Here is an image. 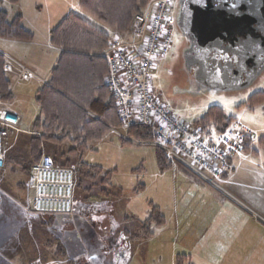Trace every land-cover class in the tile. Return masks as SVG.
<instances>
[{
	"label": "rangeland",
	"instance_id": "374dc122",
	"mask_svg": "<svg viewBox=\"0 0 264 264\" xmlns=\"http://www.w3.org/2000/svg\"><path fill=\"white\" fill-rule=\"evenodd\" d=\"M32 1H25L23 7L14 4L11 6L10 12L14 10H18L19 12H22L21 10L29 11L31 6L35 4ZM179 1L175 0L172 6V14L175 19H177L179 13ZM71 2L75 4V7H71L72 4L69 2L68 9L67 7L64 11L59 9L56 17L62 18L67 14L68 10H72V12L81 15L99 29L113 36V31L82 10L77 0H71ZM48 17L47 15L45 18L48 19ZM59 20L54 19L56 23ZM56 23L52 26L55 27ZM36 27L37 44L35 47L37 49L48 48L49 31L43 26L37 25ZM52 47L58 49L55 46ZM186 47L187 39L175 21L169 52L165 57L157 59L156 68L152 74V89L158 101L165 105L177 119L190 126H193L194 122L203 116L210 106L218 105L226 111L227 115L233 116L238 124L251 130L257 139L259 136L264 135V103L255 106L253 109L248 108L244 104L253 93L264 90V63L258 68L253 77L245 79L236 87L226 89L209 88L203 82H200L186 67L184 56ZM10 76L11 74L9 73ZM14 82L13 78V84ZM20 89L22 87L18 86L16 91ZM22 100L19 98L13 100L12 98L4 100L3 104L4 106H8L12 103L20 106ZM118 130L125 136L123 139H129L130 142L123 143L122 137L111 130L101 140L92 142L90 148L82 156L84 163L90 166L101 167L102 175L111 172L109 177L112 195L108 199L110 204L102 203L101 201L87 203L82 200L83 197L82 199L81 197H76V200L84 203V208L89 209L86 210L87 214L105 209V213H109L105 218L112 220V224L115 225L114 227L121 224L122 231L115 230L113 233H106L102 240L89 238V242L95 241L99 243L98 246L100 243L103 245L100 251L103 252L102 256L106 253L104 264H118V262L121 264L123 262V257L119 260L115 259V252L118 254L122 253L124 257L128 254L131 261L127 264H173L172 249L175 244L172 242L174 241L173 238L178 236L179 230L185 232L190 226L181 225L177 229L176 222L179 219L173 215L174 208L180 205L179 199L183 198L182 204H184L185 210H188L185 216L188 217L189 212L196 211L199 203L198 201H193L190 204L183 203L187 199H191V197L188 191L185 193L184 189L180 188V186L174 185L173 172L161 173L159 171L156 147L135 143L136 140L128 136L124 127H120ZM257 139L254 141V144L258 148ZM243 152L245 151L243 150L241 153ZM244 157L251 160H246L247 158L244 159ZM77 161L78 159L74 158L72 162L76 164ZM263 162L264 154L262 151L259 152V156L244 154L240 160V165L239 163L236 165L234 175L233 172H230L228 176L230 178L233 177L232 179H235L234 181H237L246 191L247 198L251 203L240 197V200L248 204L247 206L252 210V215L249 212H246V215L248 217L253 216L262 225H264V174L262 175V172H259V170L257 172H254V170L257 168L256 164L262 165ZM11 164L13 163H6L2 176L3 179H5V182L19 183L21 197L29 195V198H31L33 190L29 186L28 174H26V171L19 169L13 170V165L15 164ZM180 166L183 167L182 165ZM204 183L210 185L206 181ZM139 184L143 186L141 190L135 192L134 189ZM221 184L224 188L223 192H234L224 180H222ZM83 195L86 196V193ZM197 199L202 202L201 198L197 197ZM26 200L27 198L24 199L27 203ZM149 202H154L160 208L161 213L166 217L165 226L156 228L151 238L134 237L133 235L140 230V221L148 215L147 212L150 209ZM30 211L32 215H43L42 219L31 220V224L34 226L42 227V237L38 236V233L35 232L37 238H43L42 257L36 256L37 254L28 253L22 257L8 259L0 253V264H83L81 260H77L75 257L76 263L68 259L70 256L69 246H73L77 251L82 250L80 241L83 243L84 241L81 240L82 238L80 239L78 234H76L77 236H68L67 234L56 235L50 232L55 229L54 226H57L55 221H59L63 227H71L66 222L72 219L71 216L75 212H80L77 203H75L74 212L71 216L68 215L66 217L65 215V217H60V219L55 217L56 215L32 213V208ZM89 219L93 220L91 217ZM62 220L64 224H62ZM228 220L233 221L232 226L235 225L233 217H229ZM48 227H50V231ZM82 228L81 226L78 230L81 231ZM213 228L219 231L220 234L223 230H226L225 235L227 236L230 225H222L221 223ZM126 230H128L127 235L124 234ZM127 237H131V243ZM182 239H184V236H182ZM179 242L181 241L178 238L177 245ZM88 246V248H92L91 245L88 244ZM108 254L111 255L108 257ZM46 260L48 261L46 262Z\"/></svg>",
	"mask_w": 264,
	"mask_h": 264
},
{
	"label": "crops",
	"instance_id": "0c3cea01",
	"mask_svg": "<svg viewBox=\"0 0 264 264\" xmlns=\"http://www.w3.org/2000/svg\"><path fill=\"white\" fill-rule=\"evenodd\" d=\"M25 1L27 0H20L15 5L23 7ZM33 1L35 3L34 6H31L29 11L21 10L22 12L18 10L10 12L11 6L14 4L7 3L8 1L6 0L0 1V7L7 13L9 20L20 15L25 29L29 30L34 35V38L30 41L0 37V51L6 55H10L18 62L27 66L37 75V77H31L28 80H17L16 75L13 73H11L10 77L8 75L12 83L10 99H23L22 104L16 106L10 103L8 106H4L3 101L0 102V108L6 109L20 117V121L16 128L11 129L6 135L4 145L7 149L5 153L6 163L8 161L12 162L15 164H11L13 165V170L19 169L21 171H25L23 166L28 164V159L30 158V136L38 133L33 129L34 123L37 119H42L40 106L36 102V94L45 87V85H50L49 80L52 76L53 69L62 53L61 49L58 47V49L52 47L54 46L50 40V32L54 28L52 25L56 23L54 19H60L55 24L57 26L69 12H72V10H68L67 14L62 18H59V16L56 17L59 9H61V11H64L66 7L68 9L69 2L72 4L71 0ZM36 2H38V4H36ZM71 7L74 8L75 4L73 3ZM47 15L49 16L48 19L45 18ZM37 25L43 26L49 31V43L46 49H37L35 47L37 44V36L35 33V31H37ZM101 55L104 56L103 53ZM106 70V59L96 61L94 72L98 79L105 75ZM89 71L88 69L87 72ZM104 77V81H106V75ZM13 78L15 80L14 84ZM84 83L92 84L89 81ZM18 86H21L22 89L16 91ZM19 151H23L24 154ZM244 154L248 155L252 153L243 152L234 154L229 160L230 170L226 173L223 180L234 191L230 193L223 192L224 190L220 191L204 183L203 180L196 177V175L192 174L189 170L177 165L178 163H174L170 169L165 171L173 172L174 185L177 184L180 186V188L184 189L185 193L188 191L191 199H187L183 203L190 204L193 203V201H198L199 203L196 211L192 213L189 212L188 217L185 216L188 210L186 211L183 206L184 204H182L183 198L179 199L180 205L174 208L173 215L179 219L176 222L177 229H179L178 227L181 225L190 226L185 232L179 230L178 236L173 238L174 241L171 240L175 243L172 249V255L174 257L173 264H176V257L178 254L188 255L191 264H264V225L253 216L248 217L246 215V212L252 215V210L247 206L248 204L240 200V197H242L250 202L247 198L246 191L237 181H234L235 179H232L233 177H228L230 172H233L234 175L236 165L237 163L240 165V160ZM252 155L259 156V154ZM246 158L247 157H244V159ZM246 160L251 159L247 158ZM256 165L257 168L254 172L259 170L263 175L264 162L262 165ZM5 168L6 164L3 171L0 173V189L5 192L0 191V253L8 259L12 257H22L28 253L37 254L36 256L42 257L44 246L43 238H37L35 236V232H37L38 236L42 237V227L34 226L31 224V220L42 219L43 215L37 216L30 213L33 205V193L31 192V198H29V195L21 197L19 183L5 182V179H3L2 176ZM26 174H28L27 171ZM76 197H78L77 193L74 200L80 212H75L72 216L70 215L72 219L66 223L71 227H63L60 225L59 221H55L57 225L56 227L54 226L55 229L51 231L50 227L47 229L52 234H67L68 236H77L76 234H78L80 239L82 238L81 240L84 241V243L80 241L82 250L77 251L73 246H69V254L73 259L70 256L68 259L73 263H76L75 257L77 260H81L83 264H104L106 261V253L103 257V252L100 251L103 245L100 243L98 246L99 243L95 241L89 242V238L102 240L106 233H113L116 227L112 224V220L105 218L109 214L105 213V209L97 210L96 213L87 214L86 210L89 209L84 208L85 204L76 200ZM197 197L201 198L202 202H200ZM26 198L27 203L24 201ZM101 202L108 203L107 201ZM55 217L60 219V217H65V215H56ZM89 217L93 220H90ZM229 217H233L235 220L234 226H232L233 221L231 222L228 220ZM221 223L222 225H230L227 236L225 235L226 230H223L220 234L219 231L213 228ZM62 224H64L63 220ZM81 226L83 228L79 231L78 229H80ZM121 226L118 227L120 232L122 231ZM163 226H165V224ZM182 236H184V239H182ZM178 238L181 242L177 245ZM88 244L91 245L92 248H88ZM110 255L111 254H108V257ZM114 256L116 260L123 257V262H121V264H127L131 261L128 254L124 257L122 253L118 254L115 252ZM102 257L105 258V260H103ZM47 261L48 260H46V262ZM118 264L120 263L118 262Z\"/></svg>",
	"mask_w": 264,
	"mask_h": 264
},
{
	"label": "trees",
	"instance_id": "16d2710c",
	"mask_svg": "<svg viewBox=\"0 0 264 264\" xmlns=\"http://www.w3.org/2000/svg\"><path fill=\"white\" fill-rule=\"evenodd\" d=\"M6 1L16 4L20 0ZM77 1L82 10L108 26L113 31V36L126 39L132 33L135 15L141 12L151 0ZM50 34L51 43L61 49L62 53L53 69L49 80L50 85H45L36 94L42 119H37L34 123L33 129L38 133L30 136V158L28 164L22 166L30 174L33 164L43 153H46L52 157L56 166L75 168L74 196L77 193V196L81 199L83 197L82 200L87 203L108 202L109 196L112 195L109 177L111 172L102 175L101 167L84 163L82 156L92 142L101 140L112 128L118 130L123 127L116 115L115 99L109 93L104 81V76L108 72V62L103 77L98 79L94 72L96 61L106 59L101 54L106 51L113 36L74 12H69ZM0 37L30 41L34 35L25 29L20 15L9 20L7 13L0 7ZM5 63L6 58L0 52L1 101L9 100L12 90L9 74L4 69ZM88 69L89 72H87ZM87 81L92 84L84 83ZM263 103L264 90H260L253 93L244 104L253 109ZM235 122V118L227 115L222 107L213 105L194 122L193 127L203 138L213 142ZM125 129L128 136L134 140H148L153 137L149 126L136 125ZM251 133L255 136L253 132ZM122 140L123 143L129 142L123 138ZM257 146L258 148L255 147L253 138H248L244 151L252 154H259L262 151L264 154V135L258 137ZM19 152L24 154L23 151ZM231 156L227 159L223 178L230 170ZM74 158L78 159L76 164L72 162ZM156 158L161 173L170 169L175 163L168 160L165 153L158 148H156ZM142 186L139 184L134 191L138 192ZM84 193L86 196L83 195ZM149 207L148 215L140 221V230L133 235L134 237L150 238L154 235L156 228L165 224V216L160 208L153 202H149ZM120 226L121 224L115 230L118 231ZM127 232L128 230L124 234L127 235ZM127 238L131 243V237ZM176 264H191L189 256L178 254Z\"/></svg>",
	"mask_w": 264,
	"mask_h": 264
},
{
	"label": "built area",
	"instance_id": "2783aa9c",
	"mask_svg": "<svg viewBox=\"0 0 264 264\" xmlns=\"http://www.w3.org/2000/svg\"><path fill=\"white\" fill-rule=\"evenodd\" d=\"M174 2L151 0L143 11L135 15L130 36L110 41L104 52L108 61L106 85L115 99L116 115L123 127H151L152 139L136 140L135 143L162 150L169 160L182 164L211 186L222 189L227 159L242 152L247 139L254 135L233 123L215 141L209 142L194 127L177 119L156 98L152 74L157 59L165 57L171 46ZM5 58V71L15 74L17 80L37 77L30 68L10 55L5 54ZM19 120L18 115L0 108V173L5 166L7 151L4 139ZM112 130L125 138L118 130ZM30 186L34 191L33 212L49 215L74 212L73 168L56 166L52 157L43 153L31 168Z\"/></svg>",
	"mask_w": 264,
	"mask_h": 264
},
{
	"label": "water",
	"instance_id": "95a60500",
	"mask_svg": "<svg viewBox=\"0 0 264 264\" xmlns=\"http://www.w3.org/2000/svg\"><path fill=\"white\" fill-rule=\"evenodd\" d=\"M179 27L193 39L191 49L200 61L207 63L212 53L225 60L206 75V87H236L264 63V0H182Z\"/></svg>",
	"mask_w": 264,
	"mask_h": 264
},
{
	"label": "flooded vegetation",
	"instance_id": "af4514ba",
	"mask_svg": "<svg viewBox=\"0 0 264 264\" xmlns=\"http://www.w3.org/2000/svg\"><path fill=\"white\" fill-rule=\"evenodd\" d=\"M181 4H182V0L179 1V13H178V17L177 19H175V21L178 23L179 25V15H180V11H181ZM184 22V21H183ZM187 39V47L185 49V51H187L186 53V67L188 68V70L195 75V77L203 83H207V74H210L213 70L217 71L221 68V64L219 65L218 62L223 61V63L225 62V60H220L219 59V55L220 54H210L211 57L209 56V59L207 60V63L200 61L195 54L192 52L191 46L193 43V39L192 38H187V36H185ZM218 65V67H217ZM252 66V64L247 65L246 67V72L248 73L250 71V67ZM233 72L236 70V68H232ZM231 71V69H230ZM229 71V72H230ZM222 73V71H220ZM228 72V73H229Z\"/></svg>",
	"mask_w": 264,
	"mask_h": 264
}]
</instances>
